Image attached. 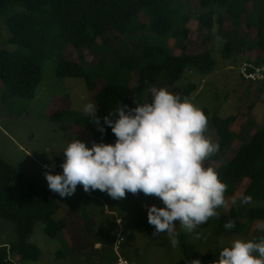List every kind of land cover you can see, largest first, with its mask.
<instances>
[{
	"label": "rangeland",
	"instance_id": "1",
	"mask_svg": "<svg viewBox=\"0 0 264 264\" xmlns=\"http://www.w3.org/2000/svg\"><path fill=\"white\" fill-rule=\"evenodd\" d=\"M183 4L179 13L189 19L186 24L190 30L188 40L177 35L167 42L166 38L154 35V43L167 42L168 49L174 55H179L186 43L193 45L194 52L211 50L217 67L205 78L185 75L175 83L172 91H168L209 113L205 133L209 139L214 136V131H209L211 120L217 115L221 118L235 116L232 131L243 132V139L248 140L256 130L264 128V84L243 80L236 68L244 62L254 61L255 54L251 55L244 45L237 47L238 53L233 58H226L222 51L225 39L217 33L218 27L209 31L199 25L198 15L206 11L201 8L200 0H183ZM24 10L23 6H16L0 17V51L17 52L36 60L41 64L42 77L36 95L31 99L12 95L0 81V158L20 173V178L9 185L16 197L34 188L39 194L58 203L53 218L67 222V226L55 238L46 234L43 221L37 222L30 242L40 249L41 256L27 264H112L116 257L114 244L118 234L123 242L120 252L137 264H188L181 247L182 235L197 248L196 260L200 264H214L219 259L220 251L230 247L234 240L259 241L264 237V221L248 220L249 210L264 208V200L240 204V198L249 184L248 179L235 181L230 186V193L225 192L227 207L217 210L219 217L211 218L209 226H199L189 233L177 222L179 244L176 247L171 246L166 234L154 236L155 228L148 224L145 205L164 207L159 198L143 193H127L125 198L114 200L99 190L86 193L82 185H77L75 193L68 197L51 192L44 173L62 174L60 165L65 160L63 153L68 144L79 140L91 148L93 142L98 143L99 137L94 124L83 112L87 103L94 104L96 108L94 93L88 89L84 78L58 75L57 66L61 59L78 61L79 55L85 56L82 66L86 74L96 81L95 91H99L105 83L129 80L132 84L137 70L130 72L126 67H119L113 58L112 46L118 47L127 40H121L115 31L99 38L98 46L91 50L96 54L94 57L89 50L77 51L65 47L60 40L47 41L43 46L44 56L33 57L29 48L11 42L12 34L7 25L10 15ZM211 10L215 18L226 12L225 8L217 6ZM146 13H140L137 18L144 25L145 34L150 35ZM223 29L233 30L231 20H227ZM244 31L247 30L242 26L239 37ZM140 35L138 32V39ZM151 61H157V58ZM191 85L195 86V90L184 95ZM147 99L146 94L143 96L144 102ZM78 115L86 120L85 124H81ZM241 143V140H236L220 160L208 159L204 166L216 169L220 164L227 163ZM45 165L49 167L45 168ZM233 198L237 200L236 205L231 204ZM231 210H236L238 215L236 226L225 230L224 224L230 220ZM197 233L201 234L200 238H197ZM17 241L14 222L0 217V247ZM254 255L258 256L257 253Z\"/></svg>",
	"mask_w": 264,
	"mask_h": 264
},
{
	"label": "trees",
	"instance_id": "2",
	"mask_svg": "<svg viewBox=\"0 0 264 264\" xmlns=\"http://www.w3.org/2000/svg\"><path fill=\"white\" fill-rule=\"evenodd\" d=\"M16 6H23L25 10L15 12L7 19L11 42L29 48L36 58L44 56L43 46L50 40H60L65 47L77 51L89 50L94 57L96 54L91 50L98 46L99 38L109 32L115 31L121 40L127 39L118 47L112 46L113 58L119 67H126L130 72L137 70L132 84L129 80L105 83L99 91H95L96 81L86 74L82 66L83 55L78 56V61L61 59L57 66L60 76L85 79L88 89L94 93L97 114L101 118L115 109L118 102L129 108L136 107L133 100L138 104L150 103L151 87L159 86L172 91L175 83L185 75L205 78L217 67L211 50L194 52L190 43L184 45L179 55L168 49L170 38L177 35L185 41L189 38L190 30L186 27L189 19L179 13L184 7L183 0H0V17ZM200 6L206 11L198 15L199 25L209 31L218 27L217 33L225 39L222 51L226 58H233L238 53L237 47L245 45L251 55L255 54L254 64H264V0H200ZM213 6L225 8V14L215 18L211 10ZM144 11L150 23V35L145 34V27L137 18ZM227 20L232 22L231 31L223 29ZM242 26L247 31L239 37ZM138 32L141 33L139 39ZM154 35L166 38L167 42L154 43ZM155 57L157 61H151ZM41 77L42 67L36 60L17 52L0 51V81L12 95L34 98ZM194 90L195 86L191 85L184 95ZM146 94L148 99L144 102ZM203 113L209 121V113L206 110ZM77 118L85 124L82 116ZM116 118L111 117L113 120ZM235 121V116L212 117L209 131H214V136L210 140L219 145V150L209 160H220L233 142L241 140L233 157L215 170L219 179L227 185V193H230V186L235 181L248 179L249 184L242 196L264 200V128L244 140L243 132L232 131ZM101 125L104 126L103 119ZM104 127L106 132L103 136L98 131V143L114 144L116 137L111 128ZM19 178L20 173L0 158V217L14 222L18 236L16 243L0 247V264H27L39 259L40 249L30 242L37 222L43 221L46 234L53 238L67 226L66 221L53 218L59 207L54 199L39 194L34 188L16 197L9 185ZM235 211L231 210L229 215L234 221L238 219ZM248 220L264 221V208L250 209ZM209 225L210 220L201 227ZM180 238L185 260L193 264L198 257L197 248L187 242L186 236Z\"/></svg>",
	"mask_w": 264,
	"mask_h": 264
},
{
	"label": "clouds",
	"instance_id": "3",
	"mask_svg": "<svg viewBox=\"0 0 264 264\" xmlns=\"http://www.w3.org/2000/svg\"><path fill=\"white\" fill-rule=\"evenodd\" d=\"M149 91L150 103L133 100L136 107L129 108L118 102L102 118L94 104H85L83 112L97 131L103 136L104 126L111 128L115 143L93 142L89 148L79 140L71 141L63 153L62 174L46 171L44 175L49 190L60 197L73 195L77 185H82L86 193L99 190L114 200L125 198L127 193L159 198L164 207L145 205L148 224L154 226V236L166 234L176 247L177 222L192 233L219 217L217 210L228 204L224 195L227 185L215 169L204 166L219 145L205 135L208 120L203 111L165 88L151 87ZM113 116L118 118L113 120ZM251 202V196L240 198L242 205ZM231 204H237L236 198ZM235 226L231 219L224 224L225 230ZM196 235L200 238L201 234ZM214 264H264V237L259 241L234 240L220 251Z\"/></svg>",
	"mask_w": 264,
	"mask_h": 264
},
{
	"label": "built area",
	"instance_id": "4",
	"mask_svg": "<svg viewBox=\"0 0 264 264\" xmlns=\"http://www.w3.org/2000/svg\"><path fill=\"white\" fill-rule=\"evenodd\" d=\"M238 74L245 81H251L253 83L264 82V64L257 66L253 61L244 62L237 68ZM118 240L114 244L115 260L113 264H137L135 261L121 254V246L123 244L121 235L118 234Z\"/></svg>",
	"mask_w": 264,
	"mask_h": 264
},
{
	"label": "crops",
	"instance_id": "5",
	"mask_svg": "<svg viewBox=\"0 0 264 264\" xmlns=\"http://www.w3.org/2000/svg\"><path fill=\"white\" fill-rule=\"evenodd\" d=\"M98 245H99V244H98ZM121 247H122V246H121ZM120 251H121V250H120ZM121 254H122V252H121ZM122 255H123V254H122ZM126 257H127V256H126ZM113 263H114V262H113ZM113 263H112V264H113Z\"/></svg>",
	"mask_w": 264,
	"mask_h": 264
}]
</instances>
